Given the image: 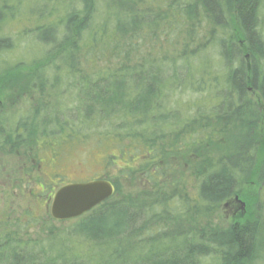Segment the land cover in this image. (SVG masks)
I'll use <instances>...</instances> for the list:
<instances>
[{"label": "trees", "instance_id": "1", "mask_svg": "<svg viewBox=\"0 0 264 264\" xmlns=\"http://www.w3.org/2000/svg\"><path fill=\"white\" fill-rule=\"evenodd\" d=\"M81 1V14L68 18V27L82 22L75 27L79 41L83 40L87 19L94 10L92 0ZM8 8L7 0H0V27ZM105 8V24L87 30L90 32L86 34L91 44L85 49L93 54L92 62L102 61L107 49L117 54L121 36L128 35L135 45L144 38L146 30L154 35L162 25L176 32L183 24V63L167 68V84L172 92L176 89L209 94L210 100L204 105L196 100L192 107L177 102L164 110V99L155 88L160 81V67L148 55L141 59L144 63L124 67L120 75H104L93 65V78L82 83L88 90L81 92L83 120L62 121L55 131L56 124L40 119V110L36 109L26 116L29 119L19 121L11 135L6 133L4 140L10 138L14 146L24 141V132L30 137L38 132L61 135L66 133V125L77 131L82 126H100L106 121L109 129L143 138L149 145L157 138L155 124L172 129L176 123L172 119L180 115L184 125L185 110L193 109L196 117L192 123L202 124L189 132L196 143L191 142L190 136L183 141L188 145L185 154H192L187 163L194 176V194L188 195L179 187L181 179L169 188L163 183L119 197V189L111 181L112 196L75 218L67 234L57 238L49 230L43 246L36 241L19 244L8 236L0 239V264H256L264 255V220L253 218L217 227L209 218L224 202L241 195L246 182L257 181L264 188V147L257 143L258 124L264 121L261 0H107ZM201 22L206 31L202 33L208 36L202 45ZM210 26L217 28L216 36ZM212 36L216 38L214 58L203 59L196 65L192 61L199 58L204 48H210ZM79 45L78 41L71 43L68 50H78ZM11 47L10 39L0 31V52ZM150 114L156 115V120L150 121ZM1 133L0 128V136ZM174 141L173 138L171 143ZM148 148L147 164L157 158L165 159L169 152L152 144ZM159 166L148 173L152 184L156 182L150 178L154 172H162L157 170ZM184 222L187 224L183 227ZM37 244L40 246L35 253Z\"/></svg>", "mask_w": 264, "mask_h": 264}, {"label": "rangeland", "instance_id": "2", "mask_svg": "<svg viewBox=\"0 0 264 264\" xmlns=\"http://www.w3.org/2000/svg\"><path fill=\"white\" fill-rule=\"evenodd\" d=\"M92 1L94 10L91 18L87 19L88 28L81 37L83 40L79 41L75 27L80 22L68 27V18L74 13L81 14V0H7L9 8L0 31L10 39L12 47L0 52V128L3 131L0 136V239L8 236L19 244L36 241L43 246L42 242L47 238L49 230L57 238L67 234L76 220L59 221L50 215L53 194L66 183L108 179L119 189V197H123L163 183L169 188L172 182L182 179L179 187L186 190L188 195L194 194L191 185L194 176L187 163L192 154H185L188 145L183 141L185 136L191 138L192 133L189 135V132L202 124L200 121H197L198 124L192 123L196 117L193 109L185 110L186 114L182 118L184 125L180 115L172 119L176 122L172 129L155 124L153 129L158 132L157 138L155 143L149 145L143 138L129 137L122 134V130L118 132L109 129L107 125L110 124L106 121L102 122V126H82L77 131L66 125V133L61 135L54 133L51 136L38 132L30 137L24 132V141L14 146L5 143L4 137L11 135L19 121L29 119L26 116L34 114L36 109L40 110L37 113L40 119L56 124L55 131L62 121L83 120L81 92L88 90L82 83L86 78H93L92 71L96 70L93 65L104 75L119 74L124 71V67L144 63L141 59L148 55L160 67L158 71L161 74L157 76L160 81L155 84V88L162 96L161 99H164V110L168 111L177 102L192 107L196 100H201V105L210 100L209 94L176 89L172 92V87L167 84V68L172 64L183 63L180 58L184 28L186 30L183 24L176 32L162 25L154 35L146 30L144 38L137 40L135 45L134 41L128 40V35L121 36L117 54H111V50L107 49L102 61L92 62L93 54L85 49V46L91 44L86 34L90 32L87 30L105 24L107 0ZM260 12L264 37V0H261ZM212 29L216 36L217 28ZM204 30L205 24L201 22V45L208 39L202 33ZM214 36L210 48H204L193 63L197 65L203 59L214 58ZM77 41L80 44L78 50L69 51L68 45ZM195 64H192L193 72ZM156 117L150 114V121L156 120ZM159 128L163 129L162 133ZM173 138L175 141L171 143ZM191 139V142L196 143L194 138ZM257 143L259 147H264V121L258 124ZM151 144L169 151L167 157L157 158L155 162L147 164V151ZM214 149L212 154L217 151V147ZM157 164L160 165L157 170L162 172H154L150 178L156 182L152 184L148 173ZM141 168L146 169L142 171ZM253 218L264 220V188L257 181L246 182L243 193L224 202L210 216L209 221L212 225L223 227L234 221ZM184 224L187 222L182 224L183 227ZM38 246H35L36 249ZM39 257L43 259V256ZM256 264H264V255Z\"/></svg>", "mask_w": 264, "mask_h": 264}, {"label": "water", "instance_id": "3", "mask_svg": "<svg viewBox=\"0 0 264 264\" xmlns=\"http://www.w3.org/2000/svg\"><path fill=\"white\" fill-rule=\"evenodd\" d=\"M252 93L259 100L258 95ZM113 193V184L107 179L63 184L53 194L50 215L59 221L75 219L110 198Z\"/></svg>", "mask_w": 264, "mask_h": 264}, {"label": "flooded vegetation", "instance_id": "4", "mask_svg": "<svg viewBox=\"0 0 264 264\" xmlns=\"http://www.w3.org/2000/svg\"><path fill=\"white\" fill-rule=\"evenodd\" d=\"M36 141H38L37 143H41V141L39 142V140H36ZM5 143L10 144V143H12V140H11L10 138H6ZM12 144H13V143H12ZM66 184H67V183H66Z\"/></svg>", "mask_w": 264, "mask_h": 264}]
</instances>
